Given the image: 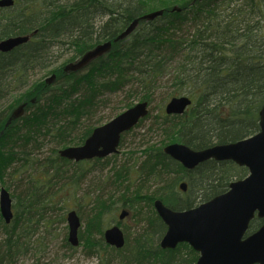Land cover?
Listing matches in <instances>:
<instances>
[{
  "label": "trees",
  "instance_id": "obj_1",
  "mask_svg": "<svg viewBox=\"0 0 264 264\" xmlns=\"http://www.w3.org/2000/svg\"><path fill=\"white\" fill-rule=\"evenodd\" d=\"M158 10L163 14L148 21L142 19ZM96 11L109 16L100 26L104 31L98 39L93 37L98 27L89 20ZM135 19H140L142 27L115 41ZM28 34H32L29 41L11 52H0V101L22 88L31 71L47 70L52 46L74 45L75 54L69 62L101 40L112 41L113 47L80 71L51 70L56 74L54 84L40 79L12 96L8 106H0V183L6 184L5 174L15 176L37 163L31 151L24 150L35 135L55 129L56 138L63 144L71 131L70 119L87 115L100 96L130 86L126 92L129 96L137 85L140 101L151 105L158 83L166 78L172 91L165 104L170 97L187 95L191 105L183 114L174 115L166 114L165 104L160 107L150 130L159 128L161 140L147 141L133 164L126 162L113 168L118 185L114 187L122 191V200L97 196L79 239L92 254L101 255L108 249L123 253L117 264H194L198 252L189 244L181 243L175 249L160 247L167 227L154 208V200L159 198L173 209H188L225 192L248 170L232 161L215 160L188 170L167 155L164 147L183 142L202 149L234 142L259 130V111L264 102V0H18L11 7H0V40ZM20 106L24 113L13 117ZM151 115L150 110L137 126ZM52 118L68 122L54 125ZM94 128L72 142L82 144ZM70 162L58 151L57 157L49 156L47 163L39 164L58 177ZM87 162H75V166L82 169ZM43 177L45 180H40ZM79 177L77 174L74 179L76 185ZM182 180L189 184L186 192L179 189ZM49 182L50 177L36 179L31 175L33 187L29 193L25 191L24 199L17 197L13 203L11 222L6 223L0 212L9 253L21 238L13 227L33 224V212L40 220L46 219L53 200ZM155 184L157 188L152 190ZM119 201L123 208L130 209L131 218L145 227L132 243L124 230L126 245L115 249L105 242L104 230L109 226L107 214L117 209L113 206ZM261 223L254 220L250 232ZM3 259L0 254V261Z\"/></svg>",
  "mask_w": 264,
  "mask_h": 264
},
{
  "label": "water",
  "instance_id": "obj_2",
  "mask_svg": "<svg viewBox=\"0 0 264 264\" xmlns=\"http://www.w3.org/2000/svg\"><path fill=\"white\" fill-rule=\"evenodd\" d=\"M16 0H0V7H10ZM163 14L158 10L143 16L142 19H154ZM140 19L132 21L115 41L129 36ZM29 36H14L0 40V51L10 52L29 41ZM112 48V41L104 42L89 51L77 62L68 64L65 69L78 71L94 58L105 54ZM55 75L49 80H55ZM52 83V82H51ZM192 103L188 96H175L166 104L168 114H182ZM24 113L20 106L13 113L19 117ZM149 113L148 101H141L118 114L109 122L96 127L82 145L69 146L59 151L62 157L81 161L104 158L119 151L121 134L134 128ZM259 131L250 137L222 144H215L203 149H194L185 143H171L164 152L180 162L186 169L193 170L211 159L216 161H233L248 168L249 174L230 183L227 191L189 209H173L161 199L154 202L155 209L167 226L160 246L174 249L186 242L199 252L195 264H264V103L259 112ZM182 190L187 184H180ZM0 211L6 223L14 217L13 199L10 192L2 187L0 190ZM130 212L123 209L120 220ZM263 219L261 226L249 233L251 221ZM69 242L79 244L78 231L82 224L75 210L68 212ZM105 241L121 248L126 239L118 224L107 228Z\"/></svg>",
  "mask_w": 264,
  "mask_h": 264
},
{
  "label": "rangeland",
  "instance_id": "obj_3",
  "mask_svg": "<svg viewBox=\"0 0 264 264\" xmlns=\"http://www.w3.org/2000/svg\"><path fill=\"white\" fill-rule=\"evenodd\" d=\"M64 3L68 2L65 1ZM139 26L140 24L136 26L134 31ZM74 51V45H67L65 48L56 45L52 46L49 49L48 55L51 61L46 64L48 66L47 70L42 71L39 68L31 71L26 83L21 86L22 88L17 89L12 95H7L6 98L2 99L0 106L2 108L8 106L12 101V96H16L28 89L34 82L40 79H51L52 75L49 74V71L67 64L70 61L69 59L74 56ZM51 82L53 83L54 80H51L49 83ZM129 87L122 91L105 95L103 98L100 97L99 100H102V102L97 105L94 111L83 118L70 119L68 126L71 131L67 139H65L66 142H62L63 144L56 138L55 129H53L49 134L42 131V133L35 135L26 145L24 150L31 151L32 157L36 158L37 163L32 167L23 169L21 173L15 174V176L5 174L4 180L6 184L0 183V189L1 187H6L10 194L13 195L14 203L17 201V197L24 199V193L31 191L33 187L30 183L31 175L36 179L41 176L50 177L49 187L47 186V188L50 195L53 196V200L51 206L46 211L45 220H40L38 214L33 212L35 214L33 224H25V227L15 226L12 228L14 231L16 230L15 234H21V238L17 243V248L14 246L10 253L7 245L8 236L0 222V247L3 249L0 250V254L5 256V259L0 261V264H117L124 257L123 253L112 249L101 251L104 255L102 253L101 255L92 254L90 249L85 248L82 241H80L79 245H72L68 240L69 226L66 215L70 209H75L79 213L82 224H84V221L90 214L92 201L97 196L111 198L112 201H116L119 198V200H122V191L114 187V185H118L116 184L112 170L115 166L119 167L126 162L129 163L128 165L136 162L140 158L143 145L147 141L158 142L161 140V130L157 127L152 130L150 128H152V123L155 120L154 117L159 113L160 107L165 104V98L172 91L170 82L164 78V80L158 83V88L151 96L150 110L152 117L144 120L140 126L135 127L124 136V144L119 146L117 154L104 158L100 162L90 160L83 165L82 169L77 168L75 162H70L68 166L61 168L62 170L59 172L58 177L53 171L47 172L39 162L47 163L49 156H52V158L57 157V152L60 149L73 145L76 146L72 140L78 136L80 137L88 128L96 127L109 121L127 109L129 105L132 106L139 102L142 94L136 92L139 89L138 86L136 85L134 87L135 92L128 96L126 92L129 91ZM63 122L67 123L68 121L65 119L59 122L56 119L53 120L54 125H59ZM17 149L19 148L17 147ZM77 174L80 175L78 185L74 183ZM40 180L44 181L45 178H40ZM156 188V184L154 187H151L152 190ZM124 201L127 200L124 198ZM122 205V201H119V203L113 206V208L117 209L111 211V214H107L109 226L117 222L118 214L123 208ZM113 214L117 219L113 217ZM121 222L123 230H126L129 234L131 243L139 233L143 232L145 227L144 223H137L131 216L126 217ZM101 256L103 257V262Z\"/></svg>",
  "mask_w": 264,
  "mask_h": 264
},
{
  "label": "bare ground",
  "instance_id": "obj_4",
  "mask_svg": "<svg viewBox=\"0 0 264 264\" xmlns=\"http://www.w3.org/2000/svg\"><path fill=\"white\" fill-rule=\"evenodd\" d=\"M107 17H109L108 15H105V13H103V11H101L100 13H98L97 11L96 12H94V13H92L91 15H90V17H89V20H92V22L95 24V27H98L95 31H94V34H93V37H94V39H98V38H100V36L102 37V34H101V32L102 31H104L102 28H100V26L101 25H103L105 22H106V20H107ZM36 32V30L34 31V33ZM31 35L32 34H28V35H18V36H29L30 38H31ZM11 37H14V36H11ZM30 40V39H29ZM105 41L104 40H101L100 42H98L94 47H92V48H89L87 51H85L83 54H81V55H79L77 58H76V60H74V61H72V62H68L67 64H65L64 66L62 65L61 67H59V69L60 68H63L65 71H70V70H66L65 69V67L68 65V64H70V63H74V62H77L78 60H80L81 58H83L87 53H89V51H91V50H93V49H95L98 45H100V44H103ZM5 53H8V52H5ZM93 61H90L89 62V64L90 63H92ZM48 64V63H47ZM53 70V69H52ZM51 73H49V74H51L52 75V77L55 75L56 76V74L54 73V72H52V71H50ZM51 77V78H52ZM50 80V79H49ZM49 80H45V82H47V83H49ZM120 91H122V90H120ZM116 93V92H115ZM112 94V93H111ZM105 96V95H104ZM104 96H100L101 98H103ZM99 97V98H100ZM99 98H97L96 99V104H95V106L92 108V109H90L89 111H88V113L87 114H90L92 111H94L95 109H96V107H97V105H99L101 102H102V100H99ZM99 100V102L97 103V101ZM8 121L10 122V117L8 118ZM96 127H98V126H96ZM95 127V128H96ZM136 127V126H135ZM134 127V128H135ZM94 128V129H95ZM134 128H132L131 130H129V131H126V132H124L123 134H121V140H122V138H123V136H126V133H128V132H131ZM93 131V130H92ZM92 133V132H91ZM90 133V134H91ZM89 134V135H90ZM87 139V138H86ZM85 139V140H86ZM121 140H120V145H121ZM119 145V146H120ZM90 160H93V159H88L87 161H90Z\"/></svg>",
  "mask_w": 264,
  "mask_h": 264
},
{
  "label": "flooded vegetation",
  "instance_id": "obj_5",
  "mask_svg": "<svg viewBox=\"0 0 264 264\" xmlns=\"http://www.w3.org/2000/svg\"><path fill=\"white\" fill-rule=\"evenodd\" d=\"M106 41V40H105Z\"/></svg>",
  "mask_w": 264,
  "mask_h": 264
}]
</instances>
